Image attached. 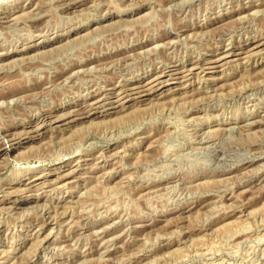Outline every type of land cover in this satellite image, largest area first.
<instances>
[{
	"label": "rangeland",
	"instance_id": "rangeland-1",
	"mask_svg": "<svg viewBox=\"0 0 264 264\" xmlns=\"http://www.w3.org/2000/svg\"><path fill=\"white\" fill-rule=\"evenodd\" d=\"M259 41L264 0H0V264H264Z\"/></svg>",
	"mask_w": 264,
	"mask_h": 264
},
{
	"label": "bare ground",
	"instance_id": "bare-ground-1",
	"mask_svg": "<svg viewBox=\"0 0 264 264\" xmlns=\"http://www.w3.org/2000/svg\"><path fill=\"white\" fill-rule=\"evenodd\" d=\"M99 1V0H98ZM69 5V4H68ZM247 8H249V7H247ZM23 11V10H22ZM260 11V10H259ZM8 12V11H7ZM165 12V11H164ZM240 13H242V12H240ZM21 14V13H20ZM247 14V13H246ZM4 16V15H3ZM8 17H9V15H8ZM236 18V17H235ZM242 18V17H241ZM252 18V17H251ZM218 19H220V18H217L216 20L217 21H219ZM66 20V19H65ZM231 21V20H230ZM216 21H213L212 23H215ZM175 27V26H174ZM80 29V28H79ZM20 30V29H19ZM206 31V30H205ZM59 33V32H58ZM80 33V32H79ZM192 33V32H191ZM203 34V33H202ZM214 37V36H213ZM70 39V38H69ZM258 40V39H257ZM263 40V39H262ZM54 42H58L57 40L55 41L54 40ZM259 42H261V41H259ZM258 42V44H254V46L253 45H251V46H253V47H251L249 50H248V52L249 53H254V54H256V53H260L261 54V52H262V50L263 49H261V47H262V45L264 44V42H261V43H259ZM257 43V42H256ZM57 44V43H56ZM159 45V44H158ZM264 47V46H263ZM249 48V47H248ZM47 49V48H46ZM230 50V49H229ZM233 50V49H232ZM245 50V49H244ZM141 51V50H140ZM147 51H148V48H147ZM223 51V50H222ZM239 51V50H238ZM238 51H236V52H238ZM242 52V51H241ZM241 52H240V54H241ZM247 53V52H246ZM91 55V54H90ZM222 55V54H221ZM126 56V55H125ZM219 56V55H218ZM13 57V56H12ZM216 57V56H215ZM215 57H211L210 59H208V60H206V61H211V63H212V66H215L216 67V65L217 64H219L220 62H222L223 64L224 63H228V61H229V59L231 58V54H230V52H225V54L223 55V56H221L219 59H216V60H214L215 59ZM241 57H243V56H241ZM217 58V57H216ZM236 58V57H235ZM238 58V57H237ZM240 58V57H239ZM244 58V57H243ZM248 59V58H247ZM26 60V59H25ZM123 60V59H122ZM202 60V59H201ZM249 60V59H248ZM77 61V60H76ZM204 61V60H203ZM233 61V60H232ZM202 62V61H201ZM112 63V62H111ZM161 64V63H160ZM229 64V63H228ZM73 65V64H72ZM166 65V64H165ZM164 65V66H165ZM194 65H196V64H194ZM198 65V64H197ZM162 66V65H161ZM210 66V65H209ZM86 67V66H85ZM71 68V67H70ZM197 68H199L201 71H204L205 69H207L206 67H204L203 66V64H201L200 66H185V65H182L181 67L179 66H175V67H173V68H169V67H165L164 69H162V70H160V71H157L156 73H154V76L152 77L153 78V82L152 83H156V85H158V86H160V85H162L163 83H167V82H169V80H172V79H182V80H188V79H190L189 77L191 76H194V73L196 72L195 70L197 69ZM157 69V68H156ZM210 69H214L213 67L211 68V66H210ZM216 69V68H215ZM83 70V69H82ZM200 73V72H199ZM196 74H197V72H196ZM68 75V74H67ZM179 75V77L178 78H175L176 76H178ZM42 76V75H41ZM150 79V78H149ZM139 80V79H138ZM65 81V80H64ZM136 81V80H135ZM134 81V83H131L128 87H132V86H134V85H136V84H138L139 83V81H143V79H141V80H139V81H136L135 82ZM173 81H175V80H173ZM181 81V80H180ZM145 82V81H144ZM148 82V81H147ZM189 82V81H188ZM49 83V82H48ZM146 83V82H145ZM144 83V84H145ZM151 83V84H152ZM143 84V83H142ZM141 84V85H142ZM139 85V84H138ZM147 85V84H146ZM149 85V84H148ZM147 85V86H148ZM154 85V84H153ZM155 85V86H156ZM47 86V85H46ZM140 86V85H139ZM146 86V89L148 88ZM155 86H150V88H151V90H152V88H154ZM178 86V85H177ZM134 87H136V86H134ZM138 87V86H137ZM2 88V87H1ZM66 88V87H65ZM101 88V87H100ZM99 88V89H100ZM111 88V87H110ZM143 88V87H142ZM177 88V87H176ZM103 89V88H102ZM101 89V90H102ZM124 89V88H123ZM117 90V89H116ZM145 90V89H144ZM143 90V91H144ZM148 90H150V89H148ZM157 90V89H156ZM171 90V89H170ZM119 91V90H118ZM134 91H135V89H134ZM138 91V90H137ZM140 92H141V89L139 90ZM153 91V90H152ZM127 92V91H126ZM126 92H124L123 90H121V91H119V92H116L115 94H113V95H111V96H115V97H119L118 98V101L120 102L122 99H124V98H126L127 97V95H126ZM131 92V91H130ZM113 93V92H112ZM10 94V93H9ZM96 95L95 96H92L90 99V103H89V106H92V105H97V106H102V105H105L104 103L109 99V97H105L106 95H104V93L103 92H101V91H99V92H97V93H95ZM0 95H2V94H0ZM93 95V94H92ZM154 95V94H153ZM5 96V95H4ZM13 96V95H12ZM1 97V96H0ZM133 97V96H132ZM3 99V98H2ZM2 99L0 98V100L2 101ZM7 100V99H6ZM5 100V101H6ZM4 101V100H3ZM2 101V102H3ZM118 101H116V102H118ZM89 102V101H88ZM144 102V101H143ZM143 102H142V104H143ZM9 103V102H8ZM112 103V102H111ZM76 104V103H75ZM130 105V104H129ZM132 105V104H131ZM134 106V105H133ZM87 107V106H86ZM131 107V106H130ZM67 108V107H66ZM79 108V107H78ZM104 108V107H103ZM9 109V108H8ZM74 109H75V107H74ZM73 109V111L75 112V110ZM80 109V108H79ZM87 109H89V107L87 108ZM121 109V108H120ZM128 109V108H127ZM52 110V109H51ZM65 110V109H64ZM118 110V109H117ZM122 110V109H121ZM124 110V109H123ZM67 111H69L68 109H67ZM72 111V110H71ZM70 111V112H71ZM80 111V110H79ZM81 111H82V109H81ZM84 111V110H83ZM85 111H86V109H85ZM94 111V110H93ZM62 112V111H61ZM69 112V113H70ZM88 112V111H87ZM92 112V111H91ZM111 112V111H110ZM117 112V111H116ZM126 112V111H125ZM58 113H60V112H58ZM66 112H64V113H62V114H65ZM90 113V112H89ZM88 113V114H89ZM122 113V112H121ZM61 114V115H62ZM79 114V113H78ZM86 114V113H85ZM87 114V115H88ZM45 116H47L46 114H44ZM71 115V114H70ZM73 115V114H72ZM96 114H94V116H95ZM105 115V114H104ZM116 115V114H115ZM56 116H58V115H56ZM59 116H60V114H59ZM67 116V115H66ZM86 116V115H85ZM82 117V116H81ZM54 119H55V116L53 117ZM56 118H58V117H56ZM61 118V117H60ZM76 118H77V116H76ZM80 118V117H79ZM74 119H75V117H74ZM87 118H85V120H86ZM40 120V119H39ZM43 120V119H42ZM88 120V119H87ZM90 120H93V118L92 119H90ZM178 120V119H177ZM44 121V120H43ZM48 121V120H47ZM52 121H54V120H52ZM60 121V120H59ZM77 121V120H76ZM82 121V120H81ZM51 122V121H50ZM83 122H84V120H83ZM48 123V122H47ZM65 123V122H64ZM78 123V122H77ZM71 125V124H70ZM27 126V125H26ZM48 126V125H47ZM67 126V125H66ZM235 126V125H234ZM37 127H41L40 125L39 126H36V129H37ZM54 127V126H53ZM231 127H233V126H231ZM30 128V127H29ZM35 128V127H34ZM51 128V127H50ZM31 129V128H30ZM33 129V128H32ZM58 129H59V127H58ZM65 129V128H64ZM233 129V128H232ZM231 128H229V131H231L232 130ZM66 130V129H65ZM234 130V129H233ZM232 130V131H233ZM30 131V130H29ZM35 131H37V130H35ZM44 131V130H43ZM254 131V130H253ZM31 132H32V130H31ZM34 132V131H33ZM228 132V131H227ZM6 133V132H5ZM10 133V132H9ZM28 133V132H27ZM41 133V132H40ZM58 133V132H57ZM33 134H36V133H33ZM46 134V133H45ZM229 134V133H228ZM6 135H8V133L6 134ZM5 135V136H6ZM13 135V134H12ZM11 135V136H12ZM27 135V134H26ZM5 136H3V137H5ZM28 136V135H27ZM2 137V138H3ZM16 137V136H15ZM20 137V136H19ZM29 137V136H28ZM36 138V137H35ZM228 138V137H227ZM21 139V138H20ZM38 139V138H37ZM167 139V138H166ZM15 141V139H13V138H6V140H0V155H5V156H8L9 154H10V145H12L11 143L12 142H14ZM24 141V140H23ZM18 145H22V143L20 142V141H17L16 142ZM8 144H10V145H8ZM15 144V143H14ZM10 146V147H8V146ZM174 146V145H173ZM11 150H13L14 151V148H12ZM66 155V154H65ZM220 161V160H219ZM207 165V164H206ZM171 166V165H170ZM99 174V173H98ZM59 175H62V174H59ZM67 176V175H66ZM60 177V176H59ZM64 178H65V176H64ZM57 180V179H56ZM67 180V179H66ZM52 181V180H51ZM32 182V181H31ZM38 182V181H37ZM65 182V181H64ZM56 183V182H55ZM65 184V183H64ZM66 185V184H65ZM32 186V185H31ZM59 186V185H58ZM64 186V185H63ZM32 188H35V187H32ZM189 197V196H188ZM15 203V202H14ZM148 213V212H147ZM240 214V213H239ZM246 222V221H245ZM109 223V222H108ZM94 232V231H93ZM257 237V236H256ZM251 238V237H250ZM231 239V238H230ZM188 241V240H187ZM164 243V242H163ZM148 250V249H147ZM233 251V250H232ZM247 252V251H246ZM196 254V253H195ZM192 255V254H191ZM249 255V254H248ZM81 256H82V254H81ZM254 262V261H253Z\"/></svg>",
	"mask_w": 264,
	"mask_h": 264
}]
</instances>
